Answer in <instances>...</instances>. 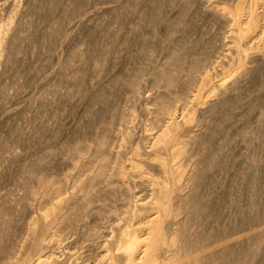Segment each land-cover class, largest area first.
Returning <instances> with one entry per match:
<instances>
[{
    "label": "bare ground",
    "instance_id": "6f19581e",
    "mask_svg": "<svg viewBox=\"0 0 264 264\" xmlns=\"http://www.w3.org/2000/svg\"><path fill=\"white\" fill-rule=\"evenodd\" d=\"M195 6H197L195 9L197 14L198 12H201L205 18L209 19V20L207 19V21H210L211 24L218 25L219 34L214 33L215 35L218 34V36L215 37L214 35L213 38L209 36L210 39H206L207 37L204 38L203 35L198 34L199 28L197 29L195 25V21L193 19L194 16L192 17V14H191V10L193 12V8ZM0 7H1L0 9V71L3 67L6 68L8 65L10 67V65L14 63L17 56L20 53H22L21 52L22 47L25 44V42L28 40L29 37L33 36V33H34L33 29H34V25L36 24V22L33 20H29L30 18L28 20L26 19L27 15L34 16V14H30L32 11L39 9L40 13H42L41 12L42 10L46 11V13L47 12L49 13V11H53L61 7L60 9H61V12H63L64 16L62 19L63 21L60 22L61 25H59V27L61 26L60 32H59L61 34H59L56 37L54 41L55 43L58 42V39L61 36H63L67 31L69 32L70 30H72V28L75 26V25L74 26L71 25L72 20H74L73 18L78 17V15L83 11L80 8V6L78 7L76 6V0H69L66 4H64V6H59L58 1L56 2V0H0ZM175 10H177V12L175 13L176 15H172L173 17H170V13ZM104 13H107V14L109 13L110 15H112L113 13V16H114V13L116 14L119 13L116 15V17L112 18V20H114L113 22L114 25L115 23L117 24L119 20V17L117 16H120V13H122L121 18H123V20L125 21V23L123 22V24L129 25V31H130L129 34L131 35V36L130 35L128 36L127 34L126 36L124 35L126 38L125 42L127 43V45H130V42L132 41H133L132 42L133 44L135 40L136 41L141 40V42H139L141 44H139L138 48H136L135 50L136 54H134L135 52L133 53L134 55L132 54L133 49L129 52L127 48L128 46L126 47L127 48L126 51H128L129 54L131 53V55H129L128 62L130 60L133 64V67L132 69H130L129 72L126 73V76H125L126 80L123 81V84L127 88L130 94V98L133 101L141 100L140 99L141 98L140 96L142 93L141 86L143 84L142 77L147 72V70H149L152 75L151 83H152L153 89L158 90L157 93L155 94L152 93V95L150 96L148 95L147 98L145 99V103L147 105L146 107H148L147 112H146L148 119L145 122L146 135L144 138L147 140L146 141L147 145L145 147H139V146L134 147L133 146L134 145L133 139H134L135 134L133 133V130L129 127V123L131 124L132 121L134 122L135 118L137 117V113H138L137 109L133 108L132 110L127 112L124 110L118 111L119 109L118 108L116 117L118 116L120 126L123 129L120 132V139H119L120 146L119 148L117 147L118 150L116 152H114L115 151L114 149H113L114 151L113 150L111 151L110 150L111 148L109 149L110 147L109 144H111L110 142L111 140L109 138L110 136L108 134L109 133L108 131L102 134L96 133L95 138L93 137L94 138L93 142L90 143L88 140H86V144L85 145L83 144L84 146H81V145L85 140L82 143L76 140L75 142L78 141L77 143H81V145L76 144L75 146L74 145L71 146V147L74 146L72 148V154L70 153L72 157L69 158V155L67 157L64 155L66 159L67 158L70 159L69 160L70 163H68L69 161L66 160L68 161L67 165L70 164V166H72L73 169H79L83 165L85 166L86 162L88 161L86 159H89L87 163L92 164L91 165L92 171H90L91 172L90 173L88 171L89 168L86 169L87 170L86 173L89 172V174L87 175L86 173H84L85 175H87L85 178L82 177L83 179L82 178L80 179L79 175H78L79 177H77V175L73 173H67V174H64L63 179L62 178L60 179L57 177H56L57 179H55L54 177L49 179L47 175H44V173L43 174L39 173L41 169L45 171L44 169H48L49 167H44V165L42 164L44 168H42V166L38 167V169L34 168L39 172L36 173V170H35L34 175L30 173L33 176L31 180L33 179L34 183L27 185L30 183L29 182L30 180L28 182L26 181L27 182L26 190L28 192L26 194L32 196L31 198H29L32 200V202L26 205H29L31 206V208H35L36 210L38 209L43 212L42 213L40 212L41 213L40 216L34 222L27 221V223H25L26 221L24 222L22 220V222H24L25 225L21 228L20 232L17 230V233L19 232V234L17 235L16 239L12 237L14 239V240L12 239L13 240L12 242L13 245H11L12 247L9 248V250L5 248V250H7L8 252H5V251H4L5 253L3 252V247H4L3 244L9 242L10 239L7 242L5 240L4 242V239L6 237L5 235L6 232L4 233L5 236L3 234H0V248H2L1 253H3V256L1 255L0 257V261L2 264H228V262L232 260H230L229 258L226 259V257L228 256L226 253L222 252L223 253L222 255L218 254L215 256L214 253H217L218 251H220L219 249H217L218 251L216 250L217 252H214L212 254L210 253L211 254L210 257H206V256L204 257L202 256L203 255L202 253L201 255L198 254L196 251H198V248L199 249L200 247L202 248L203 242L199 243L200 237H198V240L194 239L196 236H199L197 235V233L195 235L190 234L191 236H193V239L195 241L191 239L192 237L190 238V235L187 233V226H189V223L191 222V220H193L195 217L197 218V215L199 218L203 216V215L200 216V214H204L202 212L205 210V207H206V204L204 202L202 204H201L202 201L199 202L200 199L202 198H201V195H199L198 193L199 191H197L196 189L198 187V184L200 185V183H202L200 181L205 178L204 177L205 172L203 171L205 169L204 168L202 169L204 165L201 167L200 164L204 163V159L201 160V157L205 154L204 151H205V148H207L205 147V145H206V142L208 143L209 141V140L206 141L205 139V138H209L205 136L207 134L205 133L207 128L206 130L204 129L205 132H202L203 131L202 130L201 132L194 133L192 135L191 133H192L193 125L196 126V125H199V123H201L202 125L203 122L206 123L207 125H210L212 121L214 120V118L218 116H221V117L222 116L227 117L228 115L232 116L234 114V111L237 108V101L239 100L238 92L242 89V87L245 88L246 85L244 84L245 83L247 84L246 81L249 78L253 77V75L255 77V75H258V74L260 75L261 72L264 73L263 72L264 70V0H124L122 2H118L114 6L106 7L104 9ZM8 14H10L9 20L7 21V23L2 24L1 22L3 18ZM80 17H81V14H80ZM156 19H158L159 23L163 24V26L165 27L166 33L164 34V36H158L156 32H153L154 33L153 35L155 38H157V40H159L161 44L165 43V44L170 45V47H169V50H168L169 52L166 55L165 60L161 64L159 63V65L154 66L152 68L150 67L149 69L148 67L150 66L149 64L151 63V60L150 62H148V60L152 57L154 50L152 46L148 44V42L149 43L151 42L149 39L145 38L146 36L143 32V28L145 27V25L148 24L147 22L152 24V22ZM80 23H81V26L86 24V22L85 23L80 22ZM213 27H216V26H213ZM38 30H40V28ZM57 30H58V25L55 28V30L53 29L50 30V32L49 33L47 32L45 36L43 34L44 37L43 36L42 37L45 40V42H48L46 41V39L47 40L49 39V41H51V39L54 36V33L57 34L56 33ZM202 31L203 30H201L200 33ZM203 33L205 34V32ZM121 36L123 35H120V37ZM30 39L32 40V38ZM225 39L226 41L228 39V41L225 42ZM114 40L116 41V38ZM156 43L158 45V42ZM153 45H154V42H153ZM223 47H226V48L223 49ZM105 48H106L105 45L104 46L101 45V47L97 50L98 53L96 52L97 53L96 56L93 55L95 52L94 49L87 48L86 50L84 49V51H80L81 49L79 48L80 49V50L78 49L79 51L74 52L73 55L71 54L72 57L69 55L71 59L66 63V65L63 68L68 69L69 66H72V65L73 67L76 66L75 64H77V66L78 65L80 66V67L78 66L79 69L86 68L90 60L93 61V64L94 66H96V68H101L107 63L106 61L107 58H106V53H105L107 49ZM129 48L131 49V47ZM107 54H110V53H107ZM127 58H128V55H127ZM89 66H87V68ZM107 66L109 65L107 64ZM78 67L77 68L75 67L76 70L78 69ZM103 69H105V66ZM87 71H86V74H87ZM100 71L101 70H99V73ZM4 74L6 75V73ZM91 76H92V73H91ZM257 77H260V76H257ZM69 79L68 81H70ZM72 84H73V81H72ZM116 86L118 87L119 85L116 84ZM107 88H110V86ZM81 89L82 88H80V90ZM115 89H114V92L118 91ZM101 91H103V89ZM89 93H92V92H89ZM2 96H1V99H3ZM95 96H97V94ZM100 96H102V94ZM107 96L109 98L108 94ZM5 98L6 97H4V99ZM203 98L205 99L202 100ZM101 99L103 100V96L99 100ZM105 99L107 100V97H105ZM105 99L103 101H105ZM107 102L105 101V103ZM95 103L97 104V101ZM105 103H102V104H105ZM199 104H203V107L201 106L202 108L201 107L197 108ZM97 105L99 106V104ZM100 106H102L101 103H100ZM95 107H96L95 110L94 109L93 110L96 113L93 112V114H96L97 116V113L100 110L97 108V106ZM105 108L106 110H104ZM46 110L48 109L45 108V111ZM102 110L106 112L109 111L107 110V106H104V105L100 113H103ZM32 113H35V112H32ZM87 113L90 114L91 112L89 113L88 111ZM105 113L104 115H106ZM114 113H111V114H114ZM102 116H100L99 118H103ZM57 118L59 119L60 117H57ZM142 118L144 119V117ZM35 119L37 118L35 117ZM92 119L94 118L92 117ZM260 119H264L263 115H261ZM60 120L61 119L58 120L59 124H60ZM58 121H55V123H57ZM59 124H57V126ZM5 125H6V122H5ZM201 125H199V127ZM48 130L50 129L48 128ZM54 131L55 130H53V134H54ZM28 132L29 131H27V133ZM45 132H47V130ZM250 134L251 133H248V135ZM44 135H46V133H44ZM1 137L3 139V136ZM60 139H63V138H60ZM83 139H81V141ZM226 145H229V144H226ZM259 145H261L260 142L258 146ZM4 147H5V144H4ZM64 153L66 154V151ZM209 153L211 155L213 154L211 152ZM67 154H68V150H67ZM199 154L202 156L199 157ZM210 154H208L209 158H211ZM205 156L202 158H205ZM216 159L214 158L213 160H216ZM61 161L63 160L61 159ZM64 161H65V158H64ZM205 161H208V159L206 158ZM209 161H211V159H209ZM212 163L216 164L215 161ZM89 164L88 166H90ZM209 164L211 163L209 162ZM40 165L41 164H39V166ZM205 166H208L207 169L209 168L208 163H205ZM207 169L206 171H208ZM79 170L77 173L83 175V173H80ZM31 175L28 177H31ZM183 181L186 182L185 186H186V189L188 190L185 195H181L180 194L181 192H179V189L181 187L180 183ZM99 182L104 183V186L102 188H100L101 183L98 186L99 188H97V185ZM70 183L73 185L72 193H70L71 191L69 188L68 189L70 192L68 193V189H67V186H68L67 184H70ZM183 184L184 183H182V185ZM185 186L183 187V189L185 188ZM141 187H143L144 190H135L139 188L141 189ZM76 192L79 193V196L74 198L73 195L76 194ZM33 197L34 198L39 197L40 200L36 201V199H34ZM122 198L126 202L124 201L125 204L123 203L121 205L122 206L121 208L123 209L125 208V210L122 213H120L121 211L118 212L119 214L117 215L118 216L122 215L123 217L122 216H121L122 218L118 217L115 220L112 218H109L110 216H108V214L111 213L112 215V213H114L113 210H115L119 206V205L115 206V204H113L114 206L110 207L111 203L117 204L118 201L121 200ZM23 199L22 201H24ZM18 202L20 203V201ZM18 202H15V203L17 204ZM33 202H35V204ZM7 203L9 205L8 201ZM15 203H13V207ZM4 205L1 206L3 207L2 210L5 209L6 207V206L4 207ZM20 206L22 208H25L24 204L23 206L22 205ZM11 209L12 208L9 207L8 210H10L11 212ZM27 209H24V212H26L25 210ZM33 210L34 209H32V211ZM15 211H12V213H15ZM117 211H118V208H117ZM148 211L150 212L152 211V214ZM3 213L0 212L1 215ZM21 215H20V218H21ZM180 215H185L186 220L184 219H181L183 221L175 220L178 216L181 218ZM25 216L27 217V215ZM91 216L94 217L93 226L90 225L91 222H86V220L88 221L90 219L89 217ZM105 218H108V221H105L107 222L108 225L106 228L107 230L104 231L102 229V224L100 222H104L103 219ZM18 221L16 223H18ZM197 221L199 222V220ZM12 222H13V219H9L7 221L5 220V223H11V225H12ZM1 223L2 222H0V224ZM191 224H194V222L193 223L191 222ZM12 228L15 229L16 227H12ZM82 228H86L85 229L86 232H83L84 229L83 231H81ZM100 228L104 232L102 230L99 231ZM189 228H191V226H189ZM81 232L82 234H84L83 236L88 237V240H89L88 242L90 241L92 242L91 246L87 247L86 249L83 246V243H86V242L85 241L82 242L81 240L76 239L78 246L80 243V246L78 247L79 249L78 252L75 253L74 251V254H72L71 252L67 251L68 253H64L65 250H62L63 248L62 245L66 243V241L70 237L74 235H78ZM192 232L193 231H191V233ZM200 236L202 237V234ZM261 238L264 240V237L261 236ZM258 241H261L260 238ZM2 242L4 243L2 244ZM67 243L66 245L68 246ZM261 243L263 245V242ZM70 244L72 245V242H70ZM252 244H255V243H252ZM257 245H260V243ZM255 246L256 245H254V247ZM5 247H6V244H5ZM7 247H9V245ZM228 249L227 250L223 249V250L230 252V250ZM256 250L259 251L261 249L257 248ZM258 251L255 253H259ZM251 252L253 253L254 251H251ZM206 254L207 253H205L204 255ZM250 256L251 255H249V257ZM227 260H230V261L227 262ZM239 263L241 264L242 262H239ZM244 264H247V263L245 262Z\"/></svg>",
    "mask_w": 264,
    "mask_h": 264
},
{
    "label": "rangeland",
    "instance_id": "374dc122",
    "mask_svg": "<svg viewBox=\"0 0 264 264\" xmlns=\"http://www.w3.org/2000/svg\"><path fill=\"white\" fill-rule=\"evenodd\" d=\"M57 1L59 3V6H64V4H66L69 0H67V1L56 0V2ZM122 1H124V0H87V2H86V0H76V6L77 7L80 6V8L83 11L80 13L81 17L79 14L78 17L73 18L74 20H72L71 25L77 26L80 22H84V23L86 22V24L81 26V23H80L77 27L74 26L73 27L74 29L72 28V30H70L69 32L67 31L63 36H61L58 39V42H56V43L54 41H55L56 37L59 34H61V33H59L60 27H61V26L59 27V25H61L60 22L63 21L62 19L64 16L63 12H61V9H60L61 7L57 8L53 11H49V13L48 12L46 13V11H43V10L41 11L42 13H40L39 9L32 11L34 13L31 12L30 14H34V16L33 15H27L26 19L28 20L30 18L29 20H33L36 22V24L34 25V29H33V31H34L33 36L28 38L29 41L27 40L22 47V51H21L22 53H20L17 56L16 60L14 61L13 64L10 65V67H9V65L7 66L8 69H7V67L6 68L3 67L4 69L1 67L3 70L1 69V71H0V74H1L0 75V148H1L0 149V163H1V165H0V171H1L0 172L1 173L0 174V198H1L0 199V212L5 213L9 209V207L12 208L11 212H10V210H8L5 214L4 213L2 215L0 214V222H2L0 224V234L4 235V233L6 232L5 233L6 237L4 239V242H5V240H6V242L9 241V239H10V241L7 243L2 242V244L4 243L3 244L4 245L3 252L4 251L8 252L7 250H9V248L12 247L11 245H13V243H12L13 240L17 238V235L19 234L21 228L25 225V223H27V221L28 222L29 221L34 222L40 216V214L43 212L41 210H38V209L36 210L35 208H31V206H29V205H26V204H30L32 202V200L29 199L32 196L26 194V193H28L26 190L27 189L26 186L30 185L31 183H34V180L33 179L31 180V178H33V176L31 174L34 175L35 170L38 169V167H41V166H42V168L49 167L48 169H44L45 171H43V169H41V168H39V169H41L40 172L36 170V173H38V172L40 174L44 173V175H47V177L49 179H51L53 177L55 179H57V178L63 179L64 174H67V173H73V174L77 175V177L80 176V179L82 177L85 178L89 174V172L92 171V166H91L92 164L87 163L89 161V159H86L88 161L86 162L85 166L83 165L84 167L83 166L80 167L81 169L79 168L80 169L79 170V169H73V167L70 166V164L67 165V162L70 159H68V158L66 159V157L68 155H69V158L72 157V155H71L72 154V148L76 144L81 145V143L84 140L85 141L82 143L81 146H84L86 144V140H88L90 143H92L94 138H95L96 133L102 134V133H105L108 131H109L108 134L110 136L109 138L111 140L110 142L112 144V145L109 144V146H110L109 149L111 148L110 149L111 151L114 149L115 151L114 150L113 151L116 152L120 146L119 145L120 144V141H119L120 132L123 129L120 126L118 116L116 117V113L119 110H124V111L128 112V111L132 110L133 108L137 109V112H138L137 117L135 118L134 122L132 121L131 124L129 123V127L133 130V133L135 134L134 139L136 141L133 139V144H134L133 146L134 147H137V146L145 147L147 145V142H146L147 140L144 138L146 135L145 122L148 119V116L146 113L148 107H146L147 105L145 103V99L147 98L148 95L150 96V95H152V93L153 94L157 93L158 90L153 89V87H152V83H151L152 82V75H151V72L149 70H147V72L145 71L146 72V73L144 72L145 74L143 73L144 74L142 77V83L143 84L141 86L142 87V90H141L142 93L140 96L141 100H136L138 102L133 101L130 98V94H129L127 88L123 84V81L126 80V77H125L126 73L129 72L130 69H132V67H133L132 62L130 60L128 62L129 55H131V53L129 54L128 51L130 52L133 49V52H132V54H133L135 52L136 48H138L139 44H141V43H139V42H141V40L140 41L135 40L133 44H132V42H133L132 41V42H130V45H127V43L125 42V39H126L125 36H126V34L129 36L130 31H129V25L123 24V22L125 23V21L123 20V18H121L122 13H120V16H117V17H119V20H118L117 24L115 23V25L113 24L114 20H112V18L116 17V15L119 13H117V14L114 13V16H113V13H112V15H110L109 13L108 14L104 13V9L106 7L114 6L118 2H122ZM196 7L197 6H195L193 8L194 14H193L192 10H191V14H192V17L194 16L193 19L195 21V25H196L197 29L199 28L198 34L203 35L204 38L207 37L206 39H210V37L213 38V36L215 35L214 33L219 32L218 25L217 24H211L210 21H207L208 18H205L201 12H198V14H199L198 15L196 10H195ZM0 9H1V7H0ZM176 12H177V10L172 11L170 13V17H173L172 15H176L175 14ZM37 14H39L40 17L41 16L42 17L40 18L39 15H37ZM48 14H49V16H48ZM9 16H10V14L6 15L5 16L6 18L4 17L1 23L2 24L7 23V21L10 18ZM32 18H34V19H32ZM39 20H40V22H39ZM157 21H158V19L154 20L152 22V24L147 22L148 24L146 23L147 25H145V27H144L145 29L143 28V32L146 36V37L145 36L144 37L150 40L151 43L148 42V44L150 46H152V48L154 50L152 57L148 60V62H150V60H151V63L149 64L150 66L148 67L149 69H150V67L152 68L154 66L159 65V63L161 64L165 60L166 55L169 52L168 51L169 47H170V45H168V44H165V43L161 44L159 42V40H157V38L154 37L153 32H156L158 36H164V34L166 33L165 27L163 26V24L159 23V21L157 23ZM57 25H58V30L56 32L57 34L54 33V36L52 38L53 40L51 39V41H49V39L48 40L46 39V41H48V42H45V40L43 39L45 34L47 32L49 33L50 30H52V29L55 30ZM213 26H216L217 28L213 27ZM207 27H209V28H207ZM39 28H40V30H38ZM76 28H77V30H76ZM201 30H203V31L200 33ZM80 31H81V33H80ZM203 32H205V34ZM38 34H40V35H38ZM43 34H44V36H43ZM218 34H216L215 37L218 36ZM120 35H123V36L120 37ZM226 36H227V34H226ZM40 37H41V39H40ZM30 38H32V40ZM113 38L114 39L116 38V41ZM227 41H228V39H227ZM227 41L225 39V42H227ZM153 42H154V45H153ZM156 42H158V45ZM103 44L106 47L105 49H107V51L105 52L106 58H107V60H106L107 63L104 65L105 69H103L104 66L101 68H96V66H94L92 60L89 61L90 64L89 63L87 64V66L91 65L88 68L86 66V68H80L79 69L80 66L78 65L79 66L78 67L77 64H75L76 66H74V67H73V65L69 66L70 69L69 68L68 69L63 68L66 65V63L71 59L70 56H71V54L73 55L74 52H77L80 49H81L80 51H84V49L86 50L87 48H91V49H94L95 52L93 55L96 56L98 53L97 50L101 47V45L104 46ZM30 46H31V48H30ZM126 47L128 48V51H126L127 50ZM129 47H131V49ZM124 48H126V49H124ZM225 48L226 47H223V49H225ZM48 53H49V55H48ZM107 53H110V54H107ZM126 54L128 55V58H127ZM134 54H136V52ZM49 56H51V57H49ZM110 57H112V58H110ZM107 64L109 66H107ZM71 67H72V69H71ZM75 67L76 68L78 67V69L76 70ZM83 69H85V70H83ZM98 69L101 70L100 73H99ZM87 70H89V71H87ZM86 71H87V74H86ZM97 72H98V74H97ZM263 72H264V70H263ZM4 73H6V75ZM91 73H92V76H91ZM261 73H260V75L259 74L255 75V77H254V75H253V77L250 76L252 79L249 78L246 81L248 85L246 83L244 84V85H246L245 86L246 90H245V88L242 87V89L238 92L239 100L237 101V108L234 111V114L232 116L228 115L229 116V117L227 116L228 118L226 116L225 117L218 116V117L214 118V120L212 121V123L210 125H207L206 123L203 122L202 125H201V123H199V125H201L200 127H199V125H196L197 127L193 125V127H192L191 135L194 133H199L202 130H203L202 132H205V130L207 128V130L205 132L207 134L205 136H207L209 138H205V139H206V141H208V140L209 141H208V143L206 142V145H208V146L205 145V147H207V148H205V151L208 150L209 152H211L213 154L211 155L208 151H207L208 153L204 151L205 154L203 153L204 154L203 156L199 154V157H201V156L204 157L205 155H207V156H205V158L201 157V160L204 159V163L202 162L203 164H200L201 167L204 165L202 167V169L203 168L205 169L203 171L205 172V174H204L205 178L204 179H206V180H204V179L201 180L200 182H202V183L199 182L200 185L198 184V187L200 189L198 187L196 189L197 191H199L198 193H199V195H201V198H202V199H200L199 202L202 201L201 204L204 202L206 204V207H205V210L202 212L204 214H200V216L201 215H203V216H201L199 218L197 215V218L195 217L193 220H191V222L192 223L194 222V224H191V222L189 223V226H191V228H189V226H187V233L189 235L190 234L195 235L197 233V235H199V236H196L197 238L194 236L195 237L194 239L198 240V237H200L199 243L203 242L202 248L200 247V249L202 251L197 247L198 251H196V252L198 254L201 255V253H202L203 254L202 256L210 257L212 253L217 252L218 251L217 249H219L220 251H218L217 253H214L215 256L218 254L222 255L223 253H226L228 255L226 257V259L229 258L230 260H232V261L227 260V262L230 261V262H228V264L229 263L230 264H240L239 262H242L241 264H244L245 262L247 264H264V262H262V261H264V254H263L264 253V240L261 238V236L264 237V129H263L264 128V122H263L264 119H260L261 115H263V118H264V113H263L264 112V73H262V74ZM257 76H260V77H257ZM22 79H23V81H22ZM55 79L57 80V82ZM68 79L70 81H68ZM72 81H73V84H72ZM248 81H250V82H248ZM119 82H120V84H119ZM65 83H67L69 85H67ZM249 83H250V85H249ZM21 84H22V86H21ZM44 84L46 85V87ZM61 84H63V85H61ZM116 84L119 86L117 87ZM43 85H44V87H43ZM83 86H84V88H83ZM109 86H110V88H107ZM247 86H248V88H247ZM80 88H82L83 90L82 89L80 90ZM71 89L73 92L71 91ZM102 89L104 92L101 91ZM109 89H111V90H109ZM114 89L118 90V91L114 92ZM62 91H63V93H62ZM2 92H3V94H2ZM78 92H80V93H78ZM89 92H92L93 94L89 93ZM57 93H58V95H57ZM1 94L3 96L5 94L4 97H6V98L4 99V97ZM88 94H89V96H88ZM96 94H97V96H95ZM101 94L103 96V100L105 99V97H107V100L105 99L106 102L109 99L110 100L107 103H105V101H103L102 99H101L102 101L99 100L100 98H102V96H100ZM107 94L109 95V98H108ZM1 96L3 99H1ZM47 96H48V98H47ZM73 96H75V97H73ZM61 97H62V99H61ZM72 97H73V99H72ZM9 98L11 99V101ZM81 98H82V100H81ZM205 98H203L202 100H204ZM7 99H9V100H7ZM44 99H46V100H44ZM15 100H16V102H15ZM96 101H97V104H99V106H100V103L102 106L99 107L95 103ZM102 103H105V104H102ZM9 104H11V105H9ZM51 104L54 106V108ZM93 104L94 105L96 104L95 106H97V108L100 111L103 108V105L107 106V110H109L108 111L109 113L104 111V110H106V108H105L104 110H102L103 113H100V111L98 110L99 112L97 111L98 113L96 116V114H93V112L96 113L94 111L96 107ZM201 106L203 107V104H199L197 106V108H200ZM4 107H6V108H4ZM91 107H92V109H91ZM45 108L48 110L45 111ZM117 109H118V111H117ZM36 110H38V111H36ZM51 110H53L54 112ZM90 110H92V111H90ZM48 111H50V112H48ZM55 111H57V112H55ZM88 111H89V113L90 112L91 113L88 114L87 113ZM114 111H115V113H114ZM32 112H35V113H32ZM104 113L106 115H104ZM111 113H114V114H111ZM260 113H261V115H260ZM33 114H35V115H33ZM24 115L26 118L24 117ZM94 115H95V117H94ZM100 116H102L103 118H99ZM109 116H111V117H109ZM33 117H34V119H33ZM35 117L37 119H35ZM57 117H60L59 119H61L60 124L58 121L59 119ZM92 117L94 119H92ZM142 117H144V119ZM96 118L98 119V121ZM16 119H18V120H16ZM51 119H53V120H51ZM13 120H14V122H13ZM117 120H118V122H117ZM39 121H40V123H39ZM55 121H58V122L55 123ZM88 121H89V123H88ZM5 122H6V125H5ZM44 122L47 125V127L44 124ZM104 122H106V123H104ZM261 122L263 125L261 124ZM57 124H59V125L57 126ZM34 125L37 127H35ZM217 125H218V127H217ZM56 126H57V128H56ZM48 128L51 130V132H50V130H48ZM3 130H4V132H3ZM46 130H47V132H45ZM53 130H55L54 134H53ZM27 131H29V132L27 133ZM43 132L46 133V135H44ZM253 132H254V134L255 133L256 134L254 135ZM69 133H70V135H69ZM248 133H251V134L248 135ZM260 135H261V137H260ZM1 136H3V139ZM21 136H22V138H21ZM60 138H63V139H60ZM81 139H83V140L81 141ZM3 140L6 141L7 143L4 142ZM76 140H78L81 143H77L78 141L75 142ZM13 141H14V143H13ZM28 141H29V143H28ZM58 141L59 142L61 141V142L59 143ZM259 142L261 145L258 146ZM35 143H36V145H35ZM73 143H75V144H73ZM4 144H5V147H4ZM15 144H16V146H15ZM226 144H229V145H226ZM19 145H20V147H19ZM55 145H56V147H55ZM72 145H74V146L71 147ZM64 147H65V149H64ZM134 147H132V148H134ZM66 149L68 150V154H67ZM10 150H11V152H10ZM65 151H66V154L64 153ZM208 154H210L211 158H209ZM213 156L215 159L217 158L216 159L217 161L213 160L214 159ZM64 158H65V161H64ZM206 158L208 159V161H205ZM61 159L63 161H61ZM209 159H211V161H209ZM66 160H68V161H66ZM214 161L216 162V164L212 163ZM209 162L211 164H209ZM68 163H70V161ZM205 163H208V165H209L208 169H207L208 166H205ZM39 164H41V165L39 166ZM42 164L44 165V167ZM88 164L91 167L88 166ZM86 165H87V167H86ZM24 166H25V168H24ZM34 168H36V169H34ZM25 169H26V171H25ZM32 169L34 172L32 171ZM84 169H85V171H84ZM86 169H88L89 172L86 173V171H87ZM206 169L208 171H206ZM29 170H31V171H29ZM78 170L80 173H83V175L77 173ZM189 171H190V169H189ZM16 172H18V173H16ZM206 172H207V174H206ZM84 173H86L87 175H85ZM30 175H31V177H28ZM258 175H260V176H258ZM26 177H27V179H26ZM18 178H19V180H18ZM10 179H12V180H10ZM26 181L27 182L29 181L30 183L26 185V183H27ZM31 181H33V182H31ZM18 183H20V184H18ZM100 183L101 182L98 183L97 188H99L98 186ZM182 183H184L183 185L185 186L186 182L183 181L180 183L181 187L179 189V192H181L180 193L181 195H185L188 190L186 189V186L184 188L186 191L183 189L184 186L182 185ZM67 185H66L67 189L69 188L71 191L70 192L68 189V193L69 192L72 193V191H73L72 186L73 185L71 183L67 184ZM100 186H101L100 188H102L104 186V183H101ZM200 186H202V187H200ZM11 190H13V191H11ZM135 190H144V189H143V187H141V189L139 188V189H135ZM73 196H74V198L78 197L79 193L76 192V194H74ZM7 197H8V199H7ZM13 197H14V199H13ZM22 197L23 198L25 197V198L23 199ZM22 199L24 201H22ZM34 199H36V201L40 200L39 197L34 198ZM122 199L119 200L117 204L111 203L110 207L114 206L113 204H115V206L116 205H119V206L117 207L118 211L116 208L115 210H113L114 213H112V215H111V213L108 214V216H110L109 218H112L115 220L118 217L120 218L122 216V215H120V216L117 215V214H119L118 212L121 211L120 213H122L125 210V208L124 209L121 208L122 207L121 205L123 203L125 204V202H126L124 199L123 200ZM17 200L20 201V203ZM7 201L9 202V205H8ZM26 201H28V202H26ZM15 202H18L19 204L18 203L16 204ZM35 202H33V203L35 204ZM13 203H15L14 207H13ZM23 204L25 205V208H22L20 206V205L23 206ZM3 205H4V207L6 206L8 208L5 207V209L2 210L3 207H1V206H3ZM207 207H209V208H207ZM24 209H27L28 211L25 210L26 212H24ZM32 209H34V210L32 211ZM119 209H121V210H119ZM12 211H15V213H12ZM19 211L20 212L22 211L21 214L24 212L22 214L24 216H22ZM148 212H150V211H148ZM150 213L152 214V211ZM8 214H10V215H8ZM153 214H154V212H153ZM20 215H21V218H20ZM25 215H27V217ZM35 216H37V217H35ZM180 216H181V218L178 216L175 220H177V221H180L181 219L186 220L185 215H180ZM4 217H6V218H4ZM91 217H89L90 219L88 218L90 221L86 220V222H91L92 224L90 223V225L93 226L94 225V223H93L94 217H92L93 219ZM8 218L13 219L12 225H11V223H5V220L6 221L9 220ZM16 218L18 220L20 218V220L18 221ZM25 218H26V220H25ZM22 220L24 222L25 221L26 222L24 223V222H22ZM197 220H199V222ZM17 221H18V223H16ZM103 221L104 222H100V223L102 224V229L105 231V230H107L106 228L108 225L107 222H105V221H108V218L103 219ZM181 221H183V220H181ZM2 226H3V228H2ZM6 226H8V227H6ZM12 227H16L15 228L16 230ZM83 229H84V231H83ZM85 229L86 228H82L81 231L86 232ZM102 229L100 228L99 231H101ZM6 230L7 231L10 230V231L7 232ZM14 230L16 233L14 232ZM17 230L19 231L18 233H17ZM191 231H193L194 233L193 232L191 233ZM201 234H202V237L200 236ZM83 235L84 234H82V232H81L78 235H74V236L70 237L66 241V243L68 242L67 243L68 246L66 245V243H64L65 245L64 244L62 245V247H63L62 250L66 251V252L64 251V253L71 252L72 254H74V251H75V253L78 252V250H79L78 247L80 246V243L78 246L76 239L77 240L79 239L82 242L85 241L86 243H83V246L86 249H87V247L91 246L92 242L91 241L88 242L89 241L88 237L83 236ZM191 235H190V238L192 237L191 239H193V236H191ZM8 237H10V238H8ZM259 238L261 241H258ZM70 242H72V245L70 244ZM261 242H263V245ZM252 243H255V244H252ZM256 243L257 244L260 243V245H257ZM5 244H6V247H5ZM7 244L9 245V247H7L8 246ZM73 245H75V246H73ZM254 245H256L257 248L261 249L262 251L256 250L257 248H256V246L254 247ZM259 246H260V248H259ZM5 248L7 250H5ZM73 248H75V249H73ZM76 249H77V251H76ZM223 249L224 250L228 249V250H230V252L224 251ZM251 251H254V252L252 253ZM257 251L259 253H255ZM1 252H2V248H0V257H1V255L3 256V253H1ZM227 252L230 254H228ZM205 253H207V254L204 255ZM208 253L209 254L211 253V254L209 255ZM256 254H258L259 256ZM249 255H251V256L249 257ZM249 258L252 260H250ZM249 261H251V262H249ZM0 264H2L1 261H0Z\"/></svg>",
    "mask_w": 264,
    "mask_h": 264
}]
</instances>
